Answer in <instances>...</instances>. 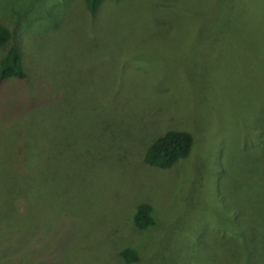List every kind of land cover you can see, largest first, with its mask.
Returning <instances> with one entry per match:
<instances>
[{
	"label": "rangeland",
	"instance_id": "1",
	"mask_svg": "<svg viewBox=\"0 0 264 264\" xmlns=\"http://www.w3.org/2000/svg\"><path fill=\"white\" fill-rule=\"evenodd\" d=\"M0 26L27 73L0 85V201H27L2 237L36 226L2 262L264 264V0H0ZM168 130L190 156L146 165Z\"/></svg>",
	"mask_w": 264,
	"mask_h": 264
},
{
	"label": "trees",
	"instance_id": "2",
	"mask_svg": "<svg viewBox=\"0 0 264 264\" xmlns=\"http://www.w3.org/2000/svg\"><path fill=\"white\" fill-rule=\"evenodd\" d=\"M104 0H85V6L88 12L96 16L98 10L102 6ZM13 35L12 32L5 26H0V48H6L10 45ZM27 77L25 71L22 54L17 47L11 46L8 48L5 56L0 61V85L6 83L10 80L24 81ZM194 146V136L189 131L184 130H168L164 134H160L156 139L152 141L150 146L147 148L144 155V163L148 166L158 169H170L172 168L179 160L186 159L190 156ZM7 187V188H6ZM15 179L8 182L5 186L3 185L1 190L5 192L2 201H0V208L2 209V204H4L3 212H0V236L2 237V227L5 225L6 220L10 216V212L16 208H21L24 206L27 201L23 197L21 191L17 193L14 192L16 188ZM15 194V195H14ZM13 195V196H12ZM25 203V204H24ZM24 204V205H23ZM25 205V209H26ZM6 209V211H5ZM17 209V210H18ZM25 213V212H24ZM131 221L134 225L140 230H146L156 224L153 207L149 203H141L136 208L132 214ZM24 224L30 225L28 221ZM27 234L32 233V236L28 239L24 236L20 238V235L14 234L13 244L6 242L5 237H0V262L4 259L12 258L15 250H12V247H16L17 241H23L24 248L21 249L20 256L22 258L34 257L31 256V253H35L33 250L30 254L28 249L31 244L35 243L34 234H36V226L26 229ZM17 240V241H16ZM4 242V246H2ZM5 249V250H4ZM6 249H10L6 251ZM121 257L127 262L132 263L138 260V254L135 250L127 248L120 252ZM8 257V258H7ZM7 261V260H6Z\"/></svg>",
	"mask_w": 264,
	"mask_h": 264
}]
</instances>
